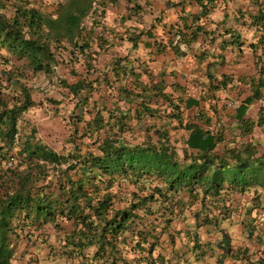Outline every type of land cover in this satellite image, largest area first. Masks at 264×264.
I'll return each instance as SVG.
<instances>
[{
    "label": "trees",
    "instance_id": "16d2710c",
    "mask_svg": "<svg viewBox=\"0 0 264 264\" xmlns=\"http://www.w3.org/2000/svg\"><path fill=\"white\" fill-rule=\"evenodd\" d=\"M114 1L57 0L46 12L31 0H0V264H175L177 250L220 252V261L232 250L220 228L230 214L227 197L252 190L260 201L264 192V153L256 144L242 141L217 153L222 135L184 122L181 105L188 101L153 82L137 58L116 57L99 73L89 61L74 82L56 80L73 101L71 133L61 151L37 138L34 126L19 128L21 113L41 103L26 85L28 73L52 78L64 52L69 60L94 59L86 20L98 24ZM212 7L203 5L201 15ZM252 25L264 31V10ZM199 29H175L170 44L180 49ZM141 33L127 38L135 45ZM12 57L25 62L13 68ZM174 126L189 131L180 149L171 139ZM203 225L219 239L203 243L196 231Z\"/></svg>",
    "mask_w": 264,
    "mask_h": 264
},
{
    "label": "crops",
    "instance_id": "0c3cea01",
    "mask_svg": "<svg viewBox=\"0 0 264 264\" xmlns=\"http://www.w3.org/2000/svg\"><path fill=\"white\" fill-rule=\"evenodd\" d=\"M31 1L46 12L54 11L57 2ZM136 4L138 12L133 13L132 8ZM206 4L213 7L206 16H202L203 5ZM260 10H264V0L108 2L98 24L91 26V20H86V31L91 28L93 32L91 50L97 52L91 54L94 59L89 60L90 57L82 54V59L69 60L71 54L64 52L65 60L56 66L52 78L36 74L42 85L26 80V85L32 88L33 100L41 103L24 110L18 126H34L37 138L61 151L67 147L66 141L71 133L69 116L73 101L67 90L57 88L56 80L64 78L68 83L74 82L85 75L89 61L99 73L109 71L116 57H126L128 63L137 58V61L145 62L153 82L162 83L165 91L174 96L181 92L184 101H188L187 105H181L184 122L190 121L202 131L222 135L214 149L217 153L242 141L253 142L259 153H264V41L260 40V35L264 38V31L257 32L252 27V20ZM197 26L200 29L189 44L182 45L180 49L170 44L175 29L189 33L187 30H194ZM134 30L142 32L135 45L127 38ZM156 45L162 49L156 51ZM11 61L13 68L25 62L14 57ZM137 61H134L135 65ZM28 75L36 76L30 72ZM142 79L149 82L145 75ZM43 87L46 88L41 90ZM103 89L101 85L100 90ZM51 98L59 102L52 103ZM97 98L99 95L95 92L94 99ZM230 101H237V106L228 105ZM154 120L159 121L158 118ZM172 124L176 125V120ZM248 124L252 127L246 132L244 127ZM174 127L170 129L171 139L180 149L189 131ZM260 194V201H257L252 190L243 194L233 192L225 201L230 214L221 221L220 228L231 238L230 255L218 261L220 252L212 254L209 251L197 256L193 252L177 250L175 264H258V259L264 258V192ZM186 222L193 224L194 220L189 217ZM208 230L206 225L196 229L201 241H217L219 233ZM164 253L166 259L172 255L169 250ZM184 257L188 259L187 263H183ZM173 263L174 260L164 264ZM41 264L70 263L60 260ZM138 264L149 263L138 261Z\"/></svg>",
    "mask_w": 264,
    "mask_h": 264
},
{
    "label": "rangeland",
    "instance_id": "374dc122",
    "mask_svg": "<svg viewBox=\"0 0 264 264\" xmlns=\"http://www.w3.org/2000/svg\"><path fill=\"white\" fill-rule=\"evenodd\" d=\"M27 80L28 81H32V82H34V83H39L40 85H42V81H41V79H40V77L39 76H34V77H32V76H29V75H27ZM46 87H43L41 90H43V89H45Z\"/></svg>",
    "mask_w": 264,
    "mask_h": 264
},
{
    "label": "built area",
    "instance_id": "2783aa9c",
    "mask_svg": "<svg viewBox=\"0 0 264 264\" xmlns=\"http://www.w3.org/2000/svg\"><path fill=\"white\" fill-rule=\"evenodd\" d=\"M237 101H230L229 103H228V105H230L231 107H236L237 106Z\"/></svg>",
    "mask_w": 264,
    "mask_h": 264
}]
</instances>
